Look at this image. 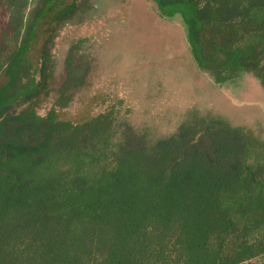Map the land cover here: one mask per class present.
Here are the masks:
<instances>
[{"label": "trees", "instance_id": "trees-1", "mask_svg": "<svg viewBox=\"0 0 264 264\" xmlns=\"http://www.w3.org/2000/svg\"><path fill=\"white\" fill-rule=\"evenodd\" d=\"M92 1L0 0V107L27 61L35 81L2 117L15 124L0 126V264L264 261V139L210 119L148 141L118 124L115 81L113 96L88 102L97 115L38 114L46 99L70 104L80 69L51 89L52 51ZM153 1L182 16L188 57L214 82L249 73L264 87V0Z\"/></svg>", "mask_w": 264, "mask_h": 264}, {"label": "rangeland", "instance_id": "rangeland-1", "mask_svg": "<svg viewBox=\"0 0 264 264\" xmlns=\"http://www.w3.org/2000/svg\"><path fill=\"white\" fill-rule=\"evenodd\" d=\"M92 2L81 23L58 32L52 51L55 70L51 89L60 87L68 71L80 69L79 82L69 92L70 104L64 110L54 107L55 100L46 99L37 105L39 115L52 109L61 120H82L87 113L97 115L103 106L94 105L90 112L88 102L113 96L109 93L115 88L108 84L115 81L118 124L122 129L131 125L148 141L170 136L182 124L210 119L264 139V87L260 81L252 74L241 73L227 83L214 82L188 57V28L181 15L162 16L153 0ZM47 22L43 21L40 31H45ZM36 56L35 49L32 57ZM25 70L0 107L2 131L15 124L10 121L1 125L9 107L35 90L34 70L28 61ZM245 264L264 261L255 259Z\"/></svg>", "mask_w": 264, "mask_h": 264}]
</instances>
